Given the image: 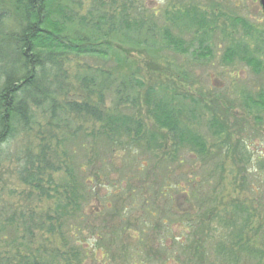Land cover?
Instances as JSON below:
<instances>
[{
    "label": "rangeland",
    "instance_id": "1",
    "mask_svg": "<svg viewBox=\"0 0 264 264\" xmlns=\"http://www.w3.org/2000/svg\"><path fill=\"white\" fill-rule=\"evenodd\" d=\"M75 1L80 16H104L113 28L124 19L130 32L141 28L133 38L146 44L140 48L113 38L117 57L70 56L62 62L68 99L88 98L93 103L100 93L105 109L140 122L141 147L127 149L129 140L123 139L122 145L106 148L100 122L75 114L53 120L47 112L35 110L29 125L14 128L13 135L0 143V264H16L23 255H34L40 264H181L184 259L176 243L187 239L186 216L193 213L208 227L206 245L222 241L233 250L248 246L264 263V16L258 1ZM15 31L11 0H0V87L12 57L8 36ZM164 34L174 37L180 51L165 45ZM184 49L187 53H182ZM245 49L258 62L255 70L241 60ZM100 72L108 75L107 88L96 92L93 82L83 90L82 79ZM127 82L131 87L122 92L116 107V89ZM147 90L154 92L155 102L167 99L176 120L202 138L203 156L177 146L154 122L147 112ZM257 95L263 106L256 107ZM75 131V155L69 163L64 153L69 157L72 146L65 138ZM82 145L92 146V151L83 153ZM37 155L49 161L39 179L44 188L53 184L48 195L23 177L24 165ZM85 159L90 161L87 167ZM66 164L78 174L82 165L83 182L88 176L94 181L96 172L101 177L96 187L91 185L88 198L77 201L82 213L68 223L54 220L57 204L66 203L58 194L71 179ZM106 176L115 185L124 181L128 186L105 204ZM155 186L169 188L167 195L154 193ZM145 199H151L148 207L154 209V217L146 218ZM165 209L175 218L165 216L170 227L160 229L155 225L157 212ZM122 226L125 230L112 236L113 227ZM143 228L147 245L156 250L150 256L144 255L140 243L138 231Z\"/></svg>",
    "mask_w": 264,
    "mask_h": 264
},
{
    "label": "trees",
    "instance_id": "2",
    "mask_svg": "<svg viewBox=\"0 0 264 264\" xmlns=\"http://www.w3.org/2000/svg\"><path fill=\"white\" fill-rule=\"evenodd\" d=\"M75 2V0H11L16 31L8 36V42L13 45L12 57L9 56V58L11 57L10 64H8L9 71L3 72L5 78L0 87V143L5 142L13 135L14 128H24L29 125L33 121L32 119H34L33 112L41 109L43 113L47 112L50 115V119L52 118L53 120H59L65 114H75L100 122L102 126L99 135L103 137L102 140L106 148L122 145L123 139L129 140L126 145L127 149H130L132 146L141 147L140 143H138L140 136L143 134L140 122L105 109L104 97L100 93L97 94L98 98L93 103L88 98H83L80 101L78 99L69 100L68 97L71 94L69 93V89L67 90L64 87L65 73L62 69L63 58L66 59L70 56H93L104 60L111 56L117 57L118 54L110 42L113 38L116 42L129 44L134 49L146 45L141 42H133V38H137V31H140L141 28L139 26L134 27L135 31L130 32L125 28L126 26L124 27V19L119 23V27L113 28V25L109 21H106L104 16L97 17L91 13H88L86 16H80L75 11L76 6H78V4L75 5ZM163 36L165 45L174 51L177 50L174 37L168 34H164ZM204 43L203 40L199 42L200 49H202ZM237 51L238 49L236 51L232 50L231 55L234 56ZM182 53H187V50L184 49ZM243 54L246 56L241 58V60L251 69L255 70L258 63L257 60L249 56L246 49L243 51ZM116 62L118 63V59ZM106 80H109L108 75L100 72L96 73L95 78L84 77L81 85L84 86L83 90H89L88 88L94 85V82L96 89L93 90L101 92V89L107 88ZM128 87H131L129 82L117 87L118 101L115 105L116 107H118L119 102L122 100V92L124 94ZM257 97L259 101L256 103L257 105L255 104L256 107L263 106L262 96L257 95ZM60 98L61 100H58ZM154 100V92L147 90V112L154 122L173 137L177 146L182 148L190 147L196 154L203 156L206 150L202 138L195 133H191L189 128L176 120L173 107L171 104L169 105L167 99L157 102ZM77 132L70 133L67 137L66 135L64 136L66 137L65 140L71 141L69 146H72L69 151V157L67 156V152L64 153L69 163L73 159L71 156L75 155L73 140L76 139H73V137L76 136ZM83 141L87 142V139L84 138ZM89 147L82 145L81 148L83 149L81 150L83 153L84 151L88 152V150L92 151V146ZM145 147L148 150L147 144ZM40 156L37 155V157L28 161L26 166L24 165L22 171L26 175H23V177L26 184L48 195L53 190V184L49 182L48 184H51V187L47 186V188H44L39 179L42 177L44 167L47 168L49 161L45 157L39 160ZM88 163L90 164L89 159H85V167L88 166ZM64 169L71 179L67 182L68 184L62 190V193L54 190V192L66 199L64 205L57 204L54 220L68 223V221L75 220V217L82 213L77 201L88 198L91 185L94 184V187H96L101 177L96 172L94 174V181L90 180L88 176V179L83 182L82 177L85 171L82 169V165L78 166L79 174L73 171L72 165L71 167L67 165ZM100 171L102 172V169ZM78 175H81V178ZM105 181L107 183L104 186L109 187V191L105 192L102 199L105 204L108 199L113 198L114 200L117 198L125 190V187L128 186L123 183L124 181L115 185L112 181H109V177L107 176L105 177ZM166 182L167 179L164 181V184ZM87 184L90 185V188ZM104 189L106 188L104 187ZM152 189L157 194L159 188L155 186ZM168 191L169 188L161 187L159 194L163 198L164 195H167ZM131 201V197L126 201L127 208L129 209L133 206ZM150 202L151 199L149 201L145 199L144 201L145 206H147L146 218L148 216L154 217V209L151 211L148 207L153 204ZM105 204L103 207L106 210L108 207ZM173 213L170 209H165V211L158 210L157 220L155 221L156 227L160 229H164L166 226L167 228L170 227L171 223L165 219V216L175 218ZM193 215L196 214L193 213L186 216L189 223L187 227L189 235H186L184 238L187 239L176 243L180 249V257L184 259L180 261L178 256L176 257L178 262L180 261L181 264H264L255 250L248 246H237L238 248L233 250L231 247L227 248L222 241L213 245H206L209 238L207 233L208 227L200 216L196 220ZM141 225L146 226L145 228L148 227L144 222ZM52 226L53 224L50 225V230H52ZM113 228L112 236L114 237L125 230L123 229L124 226L119 230H117V227ZM102 232L103 230L100 231V233ZM215 232L218 235L221 234V231L216 230ZM138 233L143 237L140 243L142 242L143 244L144 255L150 256L152 253H155L156 250H152L153 246L147 245L148 243L145 241V238L148 239L146 236L147 231L143 228V231H138ZM158 244L161 248L163 247L160 243ZM164 252L165 248L163 249ZM33 258L34 255L31 257L23 255L16 264H40Z\"/></svg>",
    "mask_w": 264,
    "mask_h": 264
},
{
    "label": "water",
    "instance_id": "3",
    "mask_svg": "<svg viewBox=\"0 0 264 264\" xmlns=\"http://www.w3.org/2000/svg\"><path fill=\"white\" fill-rule=\"evenodd\" d=\"M264 16V0H257Z\"/></svg>",
    "mask_w": 264,
    "mask_h": 264
}]
</instances>
